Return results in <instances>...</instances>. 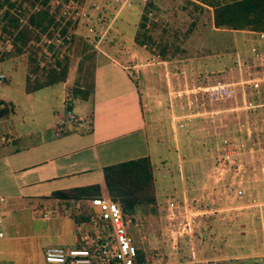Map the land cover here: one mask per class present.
<instances>
[{
    "label": "rangeland",
    "instance_id": "obj_1",
    "mask_svg": "<svg viewBox=\"0 0 264 264\" xmlns=\"http://www.w3.org/2000/svg\"><path fill=\"white\" fill-rule=\"evenodd\" d=\"M147 1L49 0L55 22L37 32L38 37L28 40L19 53L0 58V93L19 87L24 71L34 65L30 55L38 67L65 57L70 87L83 79L90 81L93 64L111 47L128 54L135 51L134 59L154 76L150 78L151 101L157 105L143 110L155 200L137 205L135 220L130 213H122L137 240L132 239L141 255L136 264H182L185 259L183 264H208L207 257L216 253L247 254L234 264H264V255L259 254L264 251V224L261 227L256 218L264 219V49L260 50L264 37L237 30L212 32V9L199 0L193 1L208 8L195 9L184 0H154L156 7L149 10ZM140 13H145L147 24H160L153 34L155 40L168 43L163 56L155 43L131 42ZM10 48V37L1 33L0 55ZM226 83L233 87L231 95L215 96V89ZM48 89L53 103L60 102V83ZM198 108L202 115H186ZM209 109L215 112H206ZM3 125L0 130L4 132ZM237 188L243 193L237 194ZM168 201L174 204L170 209ZM239 201L249 205L228 209ZM46 203L36 206L40 210L4 217V237L10 238L0 239V254L9 261L44 264L40 246L72 236L66 219L39 216L50 210L49 216L76 221L82 207L89 204L87 198ZM232 211H237L236 216L229 219ZM88 227L85 238L81 230L77 235L87 245L96 235L111 230L95 212ZM209 227L214 231L211 247L200 245L196 242L199 231L206 230L200 240L207 243ZM223 229L229 230L230 240H223Z\"/></svg>",
    "mask_w": 264,
    "mask_h": 264
},
{
    "label": "crops",
    "instance_id": "obj_2",
    "mask_svg": "<svg viewBox=\"0 0 264 264\" xmlns=\"http://www.w3.org/2000/svg\"><path fill=\"white\" fill-rule=\"evenodd\" d=\"M209 15L211 17L210 10ZM209 26L212 32L234 31V29L215 28L211 23ZM115 31L119 34L121 32L117 29ZM237 31L258 35L255 30ZM252 39L256 40L253 37ZM131 42L134 43L133 34ZM261 45L260 50H263L264 46L262 43ZM134 54L133 50L128 54L126 50L120 51L116 47H111L109 53L104 52L103 56L93 64L90 81L83 79L81 84H76L80 87L91 85V90L84 99L69 100L67 90L70 83L67 78L55 82L60 83L61 88L60 102L56 104L53 103L51 90L48 89L53 83L25 91V71L22 81L18 83L19 87H16L14 91L10 89L8 93L1 91L0 99L7 103L8 112L0 115V124H4L3 128H6L4 132L0 130V230L2 231L0 239L6 241L10 238V236L4 237L2 228L4 217L10 218L13 214L25 210L30 212L40 210L41 207L47 206L46 202L51 199H59L51 196L53 191L90 183H98L100 190L103 191L102 167L104 165L141 155H147L151 161L147 120L143 110L148 108L151 110L154 104L151 101L152 86L150 84V78L154 79V76L148 73L143 63L134 59ZM6 88L10 87L6 85ZM198 110L199 108L190 113L186 112L188 113L186 115H202L203 112ZM68 111L72 112L76 118L73 120L65 118L62 123H59V116L65 115ZM206 112L213 113L215 110L209 109ZM171 114L175 116L173 111ZM177 115L183 114L178 112ZM148 116L149 120L153 119L152 115ZM152 133L154 135V131ZM237 205L238 203L233 206L228 205V209L232 207L233 210L242 209L249 204L239 201ZM93 209L96 208L93 207ZM49 212L51 211L47 210L44 216L39 217L66 219L72 242L70 243L71 239L67 238L44 243L40 246L41 249L46 245L74 246L80 230L82 238L86 237V233H90L88 224L85 225L68 217L49 216L47 215ZM232 212L234 213H231L232 216L229 219L236 216L237 211ZM257 216L262 227L264 219L260 215ZM130 219H137L133 211L130 213ZM217 226L219 225L216 223ZM127 231L132 239L137 241L129 227ZM240 231L244 232L243 229ZM224 232L225 239H220L230 240L229 230ZM205 234H207L206 230H200V237L196 239V242L200 245L209 244L208 246L211 247L214 231L210 230L209 237L206 239L207 243H202L200 238H203ZM259 254L264 255V251ZM245 255L247 254L216 253L203 257L209 259L208 264H234ZM0 264L17 263L9 261L0 254ZM44 264L49 263L44 262Z\"/></svg>",
    "mask_w": 264,
    "mask_h": 264
},
{
    "label": "trees",
    "instance_id": "obj_3",
    "mask_svg": "<svg viewBox=\"0 0 264 264\" xmlns=\"http://www.w3.org/2000/svg\"><path fill=\"white\" fill-rule=\"evenodd\" d=\"M184 1L202 11L208 8L203 4L209 6L212 9L211 17L215 27L264 31V0H199L203 4L193 0ZM147 2L149 10L156 7L154 0ZM20 17L24 19L23 22ZM54 17V12L50 10L49 0H0V36L3 32L7 33L11 43V48L2 51L0 58L19 53L28 40L38 37L37 32L45 30L53 21L55 22ZM159 26L160 24L155 21H150L147 24L145 13H140L134 29L133 41L145 45L146 42L155 43L163 56L168 48V43L155 40L156 36L153 34V30ZM172 47L173 49L176 47L174 41ZM29 58L34 65L25 72V91L64 80L67 71L65 57L55 58L53 63L41 67H38L31 55ZM90 90L91 85L89 84L81 87L73 84L67 90V97L69 100L71 98L84 99ZM6 112H8V105L0 99V115ZM102 178L103 191L100 190L98 183H90L55 190L51 196L73 201L97 195L104 197L105 192L106 198L114 200L122 213H131L137 205L155 200L152 164L147 155L104 165ZM86 205L82 207L76 221L90 225V216L95 210L90 204ZM85 242L87 243V241L81 242L76 238L74 246H88ZM140 256L137 250L133 264L139 261Z\"/></svg>",
    "mask_w": 264,
    "mask_h": 264
},
{
    "label": "built area",
    "instance_id": "obj_4",
    "mask_svg": "<svg viewBox=\"0 0 264 264\" xmlns=\"http://www.w3.org/2000/svg\"><path fill=\"white\" fill-rule=\"evenodd\" d=\"M257 34L264 37V31H257ZM65 36L68 38V35ZM1 78H3L2 73H0V80ZM252 85L257 86V83L253 82ZM232 89L229 83L220 85L217 90L215 89V96L228 97ZM65 118L73 120L76 116L68 111L65 115L59 116L58 122L62 123ZM236 193L242 194V189L237 188ZM87 200L92 207L96 208V217L108 224L111 230L103 235H96L95 241L88 246L46 245L42 248L43 261L49 264H133L137 246L127 231V219L123 218L118 204L114 200L99 195L91 196ZM167 203L168 209L174 206L172 201ZM191 252L193 253V250Z\"/></svg>",
    "mask_w": 264,
    "mask_h": 264
}]
</instances>
